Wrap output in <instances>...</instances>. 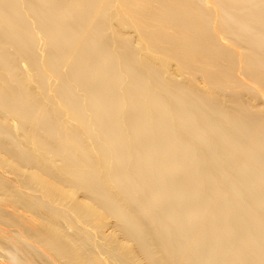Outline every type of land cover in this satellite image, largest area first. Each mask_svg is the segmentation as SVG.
Here are the masks:
<instances>
[{"label": "bare ground", "instance_id": "6f19581e", "mask_svg": "<svg viewBox=\"0 0 264 264\" xmlns=\"http://www.w3.org/2000/svg\"><path fill=\"white\" fill-rule=\"evenodd\" d=\"M0 264H264V0H0Z\"/></svg>", "mask_w": 264, "mask_h": 264}, {"label": "rangeland", "instance_id": "374dc122", "mask_svg": "<svg viewBox=\"0 0 264 264\" xmlns=\"http://www.w3.org/2000/svg\"><path fill=\"white\" fill-rule=\"evenodd\" d=\"M160 29H156L154 32H157L159 31ZM127 32L128 33H131L133 36H132V40H137V32L132 29V28H129L127 29ZM168 32L169 34L172 36V37H176V34L174 33V30L172 28H169L168 29ZM170 47V44L168 41H165L163 44H162V49H163V55H160V56H156L154 55L153 53L151 52H145V54L147 56H150L153 58V60L155 61L156 64L158 65H161L162 63V60H165L168 62V64H171L170 65V68L166 71V75L167 74H171V73H175L177 71V68H178V58L174 57L169 51ZM255 104H258V105H263V101L262 100H256L254 102ZM251 104H253V102H251Z\"/></svg>", "mask_w": 264, "mask_h": 264}]
</instances>
